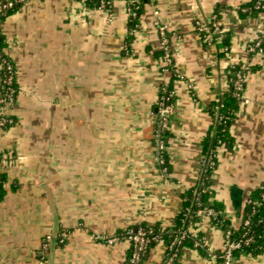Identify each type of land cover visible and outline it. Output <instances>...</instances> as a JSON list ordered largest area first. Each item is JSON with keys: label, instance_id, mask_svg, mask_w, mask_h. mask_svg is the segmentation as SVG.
Returning <instances> with one entry per match:
<instances>
[{"label": "crops", "instance_id": "1", "mask_svg": "<svg viewBox=\"0 0 264 264\" xmlns=\"http://www.w3.org/2000/svg\"><path fill=\"white\" fill-rule=\"evenodd\" d=\"M249 1L145 0L130 28L124 0L107 8L28 0L0 24L19 87L13 125L0 130V264H127L128 245L101 237L173 225L181 194L203 171L207 109L230 87L232 65L247 64V103L238 102L232 145L218 150L208 182L221 216L236 222L249 192L264 184V19L239 11ZM217 8L220 32L204 41L196 25ZM226 37L228 47H219ZM258 38L263 52L247 53ZM167 97L169 123L159 132ZM192 233L206 252L183 249L177 264H222L224 232L201 216ZM163 259L155 245L139 264ZM231 264H264V253Z\"/></svg>", "mask_w": 264, "mask_h": 264}, {"label": "trees", "instance_id": "2", "mask_svg": "<svg viewBox=\"0 0 264 264\" xmlns=\"http://www.w3.org/2000/svg\"><path fill=\"white\" fill-rule=\"evenodd\" d=\"M115 0H83V3L89 7L101 8L102 3H109V5ZM127 8L133 10V7H137L134 11L135 15L129 17V27L137 25L140 10L145 3V0H124ZM257 0H250L248 3L240 7L239 11H245L250 14L259 15L261 11L252 10ZM264 3V1H262ZM19 5H13L8 9L0 10V24L10 15H12ZM103 8H107L103 7ZM215 19L218 20L220 16V8H217L215 12ZM209 22L206 25L209 26ZM211 30V29H210ZM209 30V31H210ZM202 37V36H201ZM131 37L127 39V44ZM202 40L206 41L205 38ZM228 38L222 39L219 47H228ZM5 48L4 38L0 31V64L2 61H10V59L4 54ZM11 62V61H10ZM243 65L235 64L229 69V74L232 79L230 87L223 92L216 101H213L208 107L207 111L213 120L204 142H203V156L204 165L199 181L193 186L186 189L180 196L181 208L179 213L173 219V225L170 228H164L160 224H141L136 230H142L148 237L158 236L162 240V246L164 247V261L172 254L175 253L176 257L170 264H177V260L183 249L192 248L199 252H206V247L199 240L197 235H194L195 224L199 221V211L211 209L215 213L214 218H210L211 223L220 228L224 233L229 232L231 241H240L241 243L245 239H250L247 244H241V247L233 253L236 255H249L256 256L264 253V184L249 192L243 205L238 211L236 222L221 216L222 205L216 202L213 198L212 192L208 189L209 179L217 165V152L224 147H231L232 138L230 136L231 120L237 110L238 102H241V96L243 95L244 82L241 84V91H235L233 84L236 80V74ZM170 69L171 66L169 65ZM251 71V68L249 72ZM0 79L4 81L7 79V74L4 69H0ZM11 87L15 89L17 87L16 79L13 77ZM16 92V89H15ZM16 95V93H14ZM168 104V103H167ZM169 105H172V100L169 99ZM169 120V116H168ZM160 156L163 159L165 150L160 151ZM161 167H166L165 161L162 162ZM5 176H0V201L6 194L4 189ZM248 224L245 225L244 223ZM131 231H136L129 229ZM127 231V230H126ZM125 231L119 233L120 237ZM184 232L186 237L178 240L179 234ZM156 243L150 242L144 253L155 247ZM172 245V249L168 250V247ZM130 249L128 248V255ZM219 255V254H218ZM143 257V256H142ZM141 257V259H142Z\"/></svg>", "mask_w": 264, "mask_h": 264}, {"label": "built area", "instance_id": "3", "mask_svg": "<svg viewBox=\"0 0 264 264\" xmlns=\"http://www.w3.org/2000/svg\"><path fill=\"white\" fill-rule=\"evenodd\" d=\"M28 0H9L6 3L2 5L0 10L2 9H8L13 7V5H19L26 3ZM264 0H257L256 4L253 6L252 10L254 11H261L259 14L264 19V3L262 2ZM103 7H109V3H102ZM137 7H133V10L130 8H127V15L129 17H133L135 15V10ZM135 28H137V25H135ZM211 29V30H210ZM159 35L161 38V44L163 46L165 56H164V63L169 65L170 64V54L168 49V38L166 36L167 28L165 26H159ZM210 30V31H209ZM196 32L199 36H202V38H205L206 41H210L212 35H215L220 32L218 20L215 19V16L212 17L209 26L206 25V23H198L196 25ZM246 51L249 54H261L263 52L262 47V41L261 39H255L254 41L248 43L246 45ZM0 69H4L5 73L7 74V79L4 81L0 80V130H3L7 127H10L13 125V120L8 114V110L10 107L13 106L17 93L19 92V87L17 86L16 92L15 89L11 87V83L13 82L12 79L15 77V71L12 63L10 61H2L0 64ZM250 67L249 65L245 64L243 65L240 70L236 74V80L233 84V87L235 91H241V84L244 82L246 75L249 73ZM178 77V76H177ZM17 84V83H16ZM16 93V95L14 94ZM241 102L247 103V100L241 96L240 99ZM169 102V98H165L162 102L159 104V113H158V122L157 127L159 129V132H163L168 127V116L171 112L170 105L167 103ZM156 144L159 150L163 149V143L160 139L157 138ZM198 215L200 217H206V218H214L215 213L211 209H206L203 211H199ZM245 225L248 223L245 222ZM186 237V234L184 232H181L179 234L178 240L183 239ZM230 234L229 232L224 233V242H223V248L221 252L218 255V258L221 260L222 264H231L234 256L233 253L238 250L241 247V244H247L250 239H245L241 243L240 241H231L229 240ZM65 238V234H61V239ZM101 240H103L108 245H113L114 243L118 241H122L128 245V248L130 249L127 264H139L141 261V257L143 256L147 245L150 242L156 243V245H162V240L158 236H152L148 237L145 232L142 230H136L131 231L127 230L124 232V234L120 237H101ZM62 241V240H61ZM198 242H201V240L196 241V245H198ZM172 249V245L168 247V250ZM176 257L175 253H172L165 261L163 260L162 264H170L173 259Z\"/></svg>", "mask_w": 264, "mask_h": 264}]
</instances>
